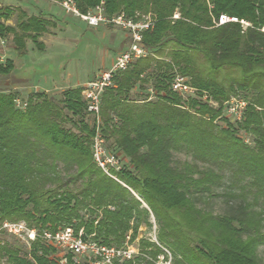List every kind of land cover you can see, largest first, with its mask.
Wrapping results in <instances>:
<instances>
[{
    "label": "trees",
    "instance_id": "trees-1",
    "mask_svg": "<svg viewBox=\"0 0 264 264\" xmlns=\"http://www.w3.org/2000/svg\"><path fill=\"white\" fill-rule=\"evenodd\" d=\"M73 1L83 13L102 5L109 17L154 22L143 32L148 54L102 95L100 129L121 158L112 169L119 180L95 161L98 125L83 87L60 99L30 92L25 108L17 92L0 90V232L21 221L37 232L25 251L0 237V264H60L43 235L68 225L122 246L130 231L133 239L142 225L152 226V214L173 264H263L264 0ZM14 10L0 5V45L12 34L22 51L26 34L36 42L54 21L20 10L15 25L7 24ZM221 14L251 25H217ZM14 67L0 58V75ZM177 76L195 94L174 90ZM137 85L154 93L133 97ZM233 98L246 103L241 119L228 114ZM217 197L222 212L211 205ZM140 247L153 258L164 252L146 237ZM126 264L155 263L138 256Z\"/></svg>",
    "mask_w": 264,
    "mask_h": 264
},
{
    "label": "rangeland",
    "instance_id": "rangeland-1",
    "mask_svg": "<svg viewBox=\"0 0 264 264\" xmlns=\"http://www.w3.org/2000/svg\"><path fill=\"white\" fill-rule=\"evenodd\" d=\"M0 5H10L15 9L12 17L6 20L10 25H15L20 10L28 16L43 13L54 21L48 25L46 32L37 36L36 42L26 34L22 51L17 47L12 34L7 40L1 41V61L11 59L15 67L8 76L0 75V90L17 92L19 107L30 92L44 91L49 96L60 99L66 89L84 87L87 82L97 80L104 71L111 68L116 56L129 49L132 43L129 28L112 21L92 26L80 15L68 11L60 1L0 0ZM19 72L23 75L19 76ZM142 91L137 85L132 96L154 93L152 87ZM242 135L247 141H251L250 136ZM175 157L180 161H194L185 152H175ZM211 205L216 212H222L225 207L223 197L215 198ZM143 206L146 204L143 203ZM141 227L139 234L130 240L136 245L142 237L153 235L151 226ZM0 237L19 246L22 251L30 247L31 238L27 230L21 234L4 230L0 232ZM259 254L264 264V245L259 247ZM3 264L8 263L4 260Z\"/></svg>",
    "mask_w": 264,
    "mask_h": 264
},
{
    "label": "built area",
    "instance_id": "built-area-1",
    "mask_svg": "<svg viewBox=\"0 0 264 264\" xmlns=\"http://www.w3.org/2000/svg\"><path fill=\"white\" fill-rule=\"evenodd\" d=\"M68 11H73L80 15L90 25L97 26L104 21H112L120 24L131 31L132 43L129 49L120 52L109 70L104 71L97 80L87 82L83 87V95L88 101V110L94 115L97 120V131L93 138V153L95 161L98 165L111 177L119 180L112 172V169L119 170L122 166L119 154L110 152L106 146V141L100 129L101 122V102L102 95L107 87L114 85V77L120 72L127 69L130 64L148 54V49L142 42L143 32L153 27L154 22L149 16L143 15L141 19L135 20L125 14L109 17L104 13L102 5L97 6L95 10H90L86 13L81 12L73 0H64L61 2ZM178 17V14H175ZM227 22H240L244 29L250 26V22L245 19H239L236 16H229L221 14L217 25L225 24ZM264 32V25L260 28ZM173 89L182 93L195 94V89L186 83L184 77L177 76ZM245 102L233 98L229 102L228 114L234 119H241ZM27 106L26 102H22V108ZM137 195V194H136ZM137 197L146 204L141 197ZM146 207L149 206L146 204ZM152 232L153 235L146 237L147 239L157 243L164 250L163 253L158 254L156 258L144 253L140 247V240L138 244L130 242L131 231L127 236V241L122 246L107 245L99 242L94 238L93 234H86L84 229L76 230L73 226H64L59 228L55 233L44 232L43 238L56 248L55 256L59 259L60 264H126L131 260H135L138 256L146 257L152 260L155 264H173L172 253L158 240L157 223L152 214ZM4 227L10 232L21 234L25 230L31 239H35L36 230L29 229L24 221L17 223H4ZM142 228V227H141Z\"/></svg>",
    "mask_w": 264,
    "mask_h": 264
},
{
    "label": "crops",
    "instance_id": "crops-1",
    "mask_svg": "<svg viewBox=\"0 0 264 264\" xmlns=\"http://www.w3.org/2000/svg\"><path fill=\"white\" fill-rule=\"evenodd\" d=\"M20 65H21V64H20ZM20 65H19V66H20ZM21 74H22V73H20V72L18 73L19 76H20ZM22 75H23V74H22ZM29 87H31V86H29ZM31 88H33V87H31Z\"/></svg>",
    "mask_w": 264,
    "mask_h": 264
}]
</instances>
